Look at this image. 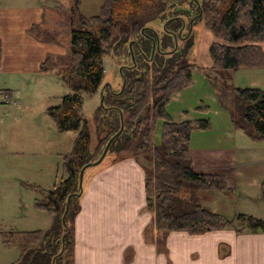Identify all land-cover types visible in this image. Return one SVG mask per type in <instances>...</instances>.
Listing matches in <instances>:
<instances>
[{
	"label": "trees",
	"instance_id": "1",
	"mask_svg": "<svg viewBox=\"0 0 264 264\" xmlns=\"http://www.w3.org/2000/svg\"><path fill=\"white\" fill-rule=\"evenodd\" d=\"M183 1L104 0L98 14L84 17L79 12L81 0H69L68 62L56 71L70 92L60 98L57 106L48 108L47 114L59 133H74L75 137L71 151L62 156L63 175L55 176L51 189L30 185L37 194L36 208L52 217L49 228L0 233L5 247H15L20 252L11 264H74L73 220L80 210L79 172L95 161L96 153H101L100 144L105 146L119 131L121 121L124 128L112 141L105 158L137 159V155L147 152L154 156L155 167L144 181V190L147 208L160 235L214 230L264 233V220L245 214L227 219L200 204L203 191L229 192L223 176L192 169L191 135L210 130L211 122L200 118L175 123L167 113L172 96L192 85V71L197 67L186 58L193 43L188 42L183 50L176 49V34L164 26L160 38L154 28L159 29L166 14L178 12L175 6ZM192 1L199 6L193 4L197 12L203 13L206 29L217 40L209 49L210 72L223 77L242 69H264V51L255 44L264 42V0ZM200 16L195 17L196 22ZM104 56L121 68L122 83L115 93L108 90L106 94L104 90L103 106L96 111L103 119L97 124L96 144L92 145L94 134L79 110L83 99L91 98L101 87ZM47 63L48 58L40 70ZM230 97L228 111L233 130L263 141L264 90L233 88ZM195 110L207 113L208 107ZM156 123L161 124L157 143L153 132ZM68 196L71 200L63 225ZM261 196L264 200V180Z\"/></svg>",
	"mask_w": 264,
	"mask_h": 264
},
{
	"label": "crops",
	"instance_id": "2",
	"mask_svg": "<svg viewBox=\"0 0 264 264\" xmlns=\"http://www.w3.org/2000/svg\"><path fill=\"white\" fill-rule=\"evenodd\" d=\"M55 10L58 11L57 5L42 0H0V106L5 110L0 118L1 125L3 122L13 123L4 118L8 117L7 108L11 101L13 106L22 105L30 111V100L25 98L31 95H24L30 89V81L34 83L35 76H40V66L47 58L55 67L58 62L54 64V60L66 52L53 40H46L47 36L36 35V30L43 25L42 34L50 29L48 17L51 24L58 22ZM64 22L65 36L69 41V23L67 19ZM255 44L264 51V42ZM250 85L264 90L263 73ZM180 93L170 102L180 98ZM178 115L185 114L179 112ZM182 118L176 119V123L193 120ZM171 119L175 122L174 118ZM220 120V124L224 123L221 134L225 139L236 138L237 145L213 151L203 142L208 132L194 131L189 142L192 169L197 173L223 176L228 189L235 185L242 188L240 195L245 204L257 203V209L264 211V200L258 194L264 180V151L259 150L258 154L247 151L239 137L242 132L233 130L231 116ZM235 153L240 155L235 156ZM243 157L251 161L242 162ZM106 158L91 167L94 169L88 170V167L84 171L86 185L81 192L80 210L73 220L74 264H264V233L237 234L233 230H214L202 234L170 231L160 235L155 230L153 214L147 208L146 167L139 159L115 161L112 157ZM251 169V176L243 175ZM254 169H259L258 173L254 174ZM8 178L3 176V188L9 186L15 200L4 212L0 206V233L34 231L33 226L48 229L51 217L36 208L37 194L30 188L32 183L16 178L15 183H10ZM34 186L44 189L40 185ZM19 187H23V195L16 190ZM23 199L28 200L33 209L27 210ZM35 212L42 214L41 217ZM0 252V264H11L20 254L15 247H5L1 237Z\"/></svg>",
	"mask_w": 264,
	"mask_h": 264
},
{
	"label": "rangeland",
	"instance_id": "3",
	"mask_svg": "<svg viewBox=\"0 0 264 264\" xmlns=\"http://www.w3.org/2000/svg\"><path fill=\"white\" fill-rule=\"evenodd\" d=\"M42 1L48 4L54 3L58 6V11L55 10L54 13L58 15L59 20L55 24H51L48 17V26L50 29H48L45 34H42L45 28V25H43L41 29L36 30V35L38 37H42V35L47 36V38H45L46 40H53L54 43L62 46L66 52L64 55L59 56L54 60V64L55 61L58 62L55 67L52 66L51 63L45 64L41 69L42 75L35 76L34 83L33 80L30 81V89L24 94L31 95L29 98H25V100H30V111L28 108H23L22 105L19 107L13 106L11 101L10 106L7 108L8 117L6 116L4 118L6 121L10 119L13 123L11 125H8L7 122L6 124L5 122H3L2 125L0 124V196L2 195L0 206L3 212L5 209L13 205L15 200V198L13 199V190L9 186L3 188V176L9 177L8 180L10 183H15L14 178H16L17 180H24L32 184L40 185L42 186L41 188H44L45 190L51 189L55 176L60 177L63 175L61 167L62 156L71 151L75 137L74 133H59L52 118L47 114L48 108L57 106L60 103V98L70 92V89L61 82L56 71L57 68V70L60 71L61 67L65 66L68 62L70 37L69 41H67L68 37L66 38L65 36L67 30L65 27L66 22L64 21L67 19L69 23L68 30L70 32V2L66 3V0ZM103 1L104 0H81L79 12L84 17L96 15L98 14ZM191 1L192 0H184L179 6H177V8L175 6V10L178 12L166 14L164 20L161 21L162 24L159 25V29L152 26L157 31L156 33L160 38L164 35V26L167 27L169 33L176 34V49L183 50L185 48L184 45L188 42L193 43V46L188 49L186 53L188 63L197 67L192 71V85L181 91L180 98L174 102H170L166 109L171 118H174L175 123L176 119L179 121L181 117L193 119L208 118L211 121L210 130L196 132L200 134L208 132L203 142L211 150L217 151L228 149L237 145V139H225L220 131L221 128H224V123L220 124V118L223 117L229 119L230 117L229 111L225 110L224 107L228 108L230 105L231 90L233 88L251 87V81L257 79L260 73H263L264 75V72H260V70L242 69L234 73L230 72L223 77L210 72L208 70V66H211L209 49L212 43L217 42V40L206 29L203 13L202 15L199 14L196 6L194 7L196 4L194 2L195 0L192 1L194 3H191ZM198 7L199 6L197 5V8ZM196 16H200V20L197 22L195 21ZM102 63L104 74L101 87H104L106 94L107 92L109 93L108 90L115 93L121 88L122 82L119 74L121 68L119 69L117 63L109 56L102 57ZM126 65L130 64L128 63ZM50 66H52L53 69H50ZM200 69H202V71ZM64 76H66V74H64ZM106 84L110 86V89ZM101 87L91 98L86 97L83 99L82 107L79 110V114L87 120L88 128L92 134H94L92 145L96 144L95 135L97 132V124L103 119L100 118L101 113L96 115L97 109L102 107L99 104ZM108 96L109 95H107V99ZM174 96H176V94H174ZM107 104L109 103H104V105ZM2 107L3 106H0V118H3L5 112ZM197 107H208V111L207 113L196 111L195 109ZM179 112L186 113L181 116L178 115ZM122 125L124 128V124ZM159 129H161V124L156 123L155 128L153 129L154 142L156 143L159 139ZM239 137L242 139L241 144L247 147V151L256 154L259 153V150L264 151V140L254 141L244 133L241 135L239 134ZM103 144H100L101 153L100 151L96 153V156L94 157L95 161L100 158L103 152V147H105ZM147 153L148 154H140L136 156V158L139 159L147 169L145 171L146 178L150 177L153 168L155 167L154 156H151L149 152ZM239 155L240 153H235V156ZM112 156L115 157L116 154L113 153ZM218 158L220 159V157ZM107 159L108 158H106L105 161ZM241 161L248 162L251 161V159L248 157L244 159L243 157L241 158ZM229 163L230 162H228V164ZM89 169L94 168L89 167L88 170ZM254 171V174H256L259 169H254ZM149 172H151V174ZM252 172L253 169L244 172L243 175L248 177L251 176ZM86 180L87 175L85 176L84 174L82 188L83 186L85 187ZM16 190L19 194L23 195V187H19ZM241 191L242 188L238 185L229 189L228 193L203 191L199 195L201 200L200 204L206 209L227 219H231L238 214L249 215L248 213H245L249 212V216L264 220V211L257 209V203H254L255 205L245 204L240 195ZM257 192L258 189L256 192H253V194H255L254 196H256ZM258 194L262 200L261 189ZM23 201L25 205H27V210L33 209L28 200L23 199ZM35 214L40 217L42 215L37 212H35ZM13 221H15V219ZM32 229H34V231L41 230L35 226H33ZM14 254L16 255L17 252H14Z\"/></svg>",
	"mask_w": 264,
	"mask_h": 264
},
{
	"label": "water",
	"instance_id": "4",
	"mask_svg": "<svg viewBox=\"0 0 264 264\" xmlns=\"http://www.w3.org/2000/svg\"><path fill=\"white\" fill-rule=\"evenodd\" d=\"M106 86H108V88L110 89V86L108 84H106ZM103 95H104V87L102 86L101 87V90H100V106H103ZM122 117V116H121ZM123 130V125H122V121H121V125H120V129L119 131L114 135L112 136L109 141L107 142V144L105 145L104 149H103V152L100 156V158L93 162V163H89L87 165H85L84 167L81 168L80 172H79V180H78V187L80 189V193L78 194V196L81 195V192H82V180H83V174H84V171L88 168V167H94V166H97L99 165L103 159L105 158L107 152H108V149H109V146L111 144V142L114 140V138H116ZM70 200H71V196H68L67 198V202H66V206H65V211H64V214L62 216V224L65 225V217H66V214L68 212V207L70 205ZM63 240V238H62ZM62 252V251H61Z\"/></svg>",
	"mask_w": 264,
	"mask_h": 264
}]
</instances>
